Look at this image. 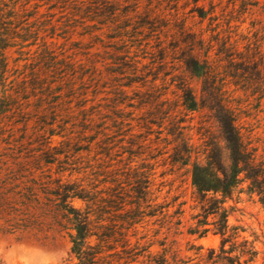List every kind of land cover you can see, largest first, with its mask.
<instances>
[{
  "label": "trees",
  "instance_id": "obj_1",
  "mask_svg": "<svg viewBox=\"0 0 264 264\" xmlns=\"http://www.w3.org/2000/svg\"><path fill=\"white\" fill-rule=\"evenodd\" d=\"M181 1H192V13L200 20L215 17L214 6L207 11L199 5L203 0ZM122 4L0 0V233L40 245L66 238L75 261L69 264H143L145 258L149 264H169L165 256L151 258L161 225L172 217L169 206L151 191L154 163L146 164L140 176L124 173L123 178V155L135 156L132 150L150 139L155 124L151 112L160 105L144 104L151 111L137 119L123 117V101L113 100L108 107L97 99L108 97L94 76L97 62L116 66L112 75L120 80L114 81L119 88L114 96L123 97V26L113 16L122 13ZM111 5L118 8L106 12ZM148 6V15L158 14ZM154 16L145 21L152 32ZM175 22L187 49L185 67L195 79H205L210 63L203 33L194 31L187 19L177 16ZM108 30L115 32L109 44ZM97 54L101 57L95 61ZM180 97L185 110H197L188 87H182ZM224 132L230 160L225 173L220 175L208 160L177 157L191 166L193 189L216 195L220 205L239 186L248 166L235 127L230 124ZM148 157L144 160L151 162L156 156ZM222 216L225 221V209ZM150 219L159 224L152 233L145 227ZM229 264L243 263L237 256Z\"/></svg>",
  "mask_w": 264,
  "mask_h": 264
},
{
  "label": "rangeland",
  "instance_id": "obj_2",
  "mask_svg": "<svg viewBox=\"0 0 264 264\" xmlns=\"http://www.w3.org/2000/svg\"><path fill=\"white\" fill-rule=\"evenodd\" d=\"M199 5L207 11L214 6L215 17L200 20L192 13V1L123 0L122 13L113 15L123 26V97L114 96L119 89L114 81L120 80L112 75L116 66L105 68L107 64L97 62V85L106 87L102 94L108 93L97 99L108 107L111 101H123V117L132 114L137 119L148 117L151 111L144 104L155 101L160 105L151 112L155 124L150 139L141 144L143 148L132 150L135 156L123 155V178L124 173L130 178L140 176L146 164L154 163L151 191L169 206L172 215L150 248L152 259L165 256L169 264H229L238 256L243 264H264V0H203ZM147 6L158 16L155 12L148 15ZM112 7L118 8L107 6L106 12ZM154 15L152 32L145 21ZM177 16L204 35L210 72L203 80L192 77L184 65L187 49L178 35ZM108 31L107 44L115 33ZM162 32L163 44L158 41ZM182 87L194 94L196 111L184 109ZM230 124L240 135L248 166H244L239 186L220 205L216 195L193 189L191 166L177 157H190L191 162L208 160L220 175L225 173L230 160L224 131ZM149 155L156 156L155 160L145 161ZM129 166L134 170H128ZM145 224L151 233L159 229L155 219ZM222 241L224 253L220 251ZM71 262L75 261L66 238L40 245L0 233V264ZM143 264H149L146 258Z\"/></svg>",
  "mask_w": 264,
  "mask_h": 264
}]
</instances>
